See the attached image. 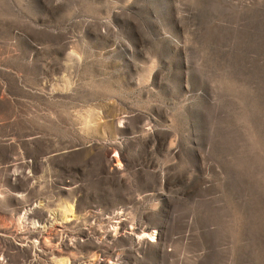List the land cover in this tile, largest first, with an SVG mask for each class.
<instances>
[{
    "label": "rangeland",
    "instance_id": "374dc122",
    "mask_svg": "<svg viewBox=\"0 0 264 264\" xmlns=\"http://www.w3.org/2000/svg\"><path fill=\"white\" fill-rule=\"evenodd\" d=\"M0 264H264V0H0Z\"/></svg>",
    "mask_w": 264,
    "mask_h": 264
},
{
    "label": "bare ground",
    "instance_id": "6f19581e",
    "mask_svg": "<svg viewBox=\"0 0 264 264\" xmlns=\"http://www.w3.org/2000/svg\"><path fill=\"white\" fill-rule=\"evenodd\" d=\"M156 233H157V230L156 229H153L151 232H150V237H155L156 236ZM153 240V239H152Z\"/></svg>",
    "mask_w": 264,
    "mask_h": 264
}]
</instances>
